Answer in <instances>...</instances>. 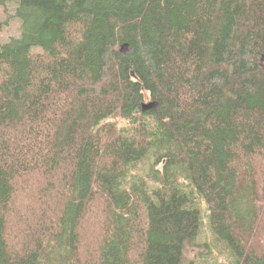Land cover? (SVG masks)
I'll list each match as a JSON object with an SVG mask.
<instances>
[{"label":"trees","instance_id":"obj_1","mask_svg":"<svg viewBox=\"0 0 264 264\" xmlns=\"http://www.w3.org/2000/svg\"><path fill=\"white\" fill-rule=\"evenodd\" d=\"M0 14V264H264V0Z\"/></svg>","mask_w":264,"mask_h":264},{"label":"rangeland","instance_id":"obj_2","mask_svg":"<svg viewBox=\"0 0 264 264\" xmlns=\"http://www.w3.org/2000/svg\"><path fill=\"white\" fill-rule=\"evenodd\" d=\"M18 34L19 21H17V19H12L9 21L8 26L0 31V43H5L11 36H16ZM142 169L147 170L145 167ZM141 173L143 172L141 171ZM201 209L204 213V224L200 235L193 241L186 252V261L188 263L191 262L190 264H233L234 259L232 255L227 253L222 254L223 251H225V247L222 244L217 243L213 238L209 229L208 217L205 212V208L202 206Z\"/></svg>","mask_w":264,"mask_h":264},{"label":"water","instance_id":"obj_3","mask_svg":"<svg viewBox=\"0 0 264 264\" xmlns=\"http://www.w3.org/2000/svg\"><path fill=\"white\" fill-rule=\"evenodd\" d=\"M144 110H150L151 108L155 107V104L153 102L144 103L143 105Z\"/></svg>","mask_w":264,"mask_h":264}]
</instances>
